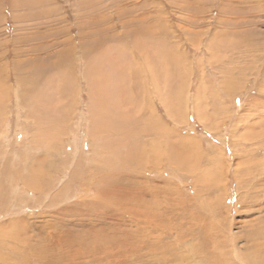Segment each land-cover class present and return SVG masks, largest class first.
Masks as SVG:
<instances>
[{"label":"rangeland","instance_id":"rangeland-1","mask_svg":"<svg viewBox=\"0 0 264 264\" xmlns=\"http://www.w3.org/2000/svg\"><path fill=\"white\" fill-rule=\"evenodd\" d=\"M263 223L264 0H0V264H264Z\"/></svg>","mask_w":264,"mask_h":264},{"label":"bare ground","instance_id":"bare-ground-1","mask_svg":"<svg viewBox=\"0 0 264 264\" xmlns=\"http://www.w3.org/2000/svg\"><path fill=\"white\" fill-rule=\"evenodd\" d=\"M94 112H95V111H94ZM153 115H154V114H153ZM151 116H152V115H151ZM94 118H95V117H94ZM95 124H96V123H95ZM99 125H100V124H99ZM99 125H97V126H99ZM100 129H102V128H100ZM105 132H106V131H105ZM105 132H104V133H105ZM41 215H42V214H41ZM263 224H264V223H263ZM5 227H6V226H5ZM261 231L264 232V229H261ZM261 231H259V233H261ZM257 234H258V232H257ZM254 239H255V238H254ZM51 240H52V239H51ZM258 240H259V239H258ZM52 241H53V240H52ZM248 241H249V240H248ZM248 241H246V242H248ZM259 241H260V240H259ZM85 242H86V241H85ZM256 242H257V241H256ZM261 243H262V242H261ZM253 245H254V244H253ZM256 245H257V244H256ZM259 245H260V244H259ZM250 247H251V246H250ZM237 248H238V247H237ZM248 248H249V247H248ZM254 248H255V251L253 252V256H254L256 253H258V252H260V253H261V252H264V250H261V249H260L259 247H257V246H255ZM51 249H52V248H51ZM243 249H244V248H243ZM263 249H264V246H263ZM244 250H245V249H244ZM238 252H239V251H238ZM251 252H252V250H251ZM246 253H247V252H246ZM246 253H243V254L245 255ZM51 254H52V253H51ZM237 255H239V254H237ZM220 256H221V255H220ZM220 256H219V257H220ZM211 257H212V256H211ZM239 257H241V255H240ZM248 257H249V256H247V258H248ZM250 257H251V256H250ZM261 257H262V256H261ZM208 258H209V257H208ZM221 258L223 259V257H221ZM221 258H218L217 260H220ZM241 258H242V257H241ZM252 258H253V257H252ZM263 258H264V257H263ZM263 258H262V260H263ZM58 259H59V258H58ZM212 259H213V258H212ZM215 259H216V258H215ZM254 259H256V258H254ZM262 260H260L261 263H263ZM236 261H238V260H236ZM240 261H241V260H240ZM240 261H239V262H240ZM247 261H249V260H247ZM256 261H257V260H256ZM263 261H264V260H263ZM242 262H243V261H242ZM242 262H241V263H242ZM210 263H211V262H210ZM210 263H209V264H210ZM245 263H246V262H245ZM247 263H248V262H247ZM249 263H250V262H249ZM258 263H260V262L258 261Z\"/></svg>","mask_w":264,"mask_h":264}]
</instances>
